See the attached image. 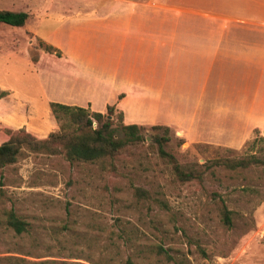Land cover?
I'll list each match as a JSON object with an SVG mask.
<instances>
[{
  "label": "rangeland",
  "instance_id": "374dc122",
  "mask_svg": "<svg viewBox=\"0 0 264 264\" xmlns=\"http://www.w3.org/2000/svg\"><path fill=\"white\" fill-rule=\"evenodd\" d=\"M0 10L29 14L23 27L0 23V145L20 129L38 139L59 131L51 102L103 113L118 104L128 122L156 123L168 115L155 95L166 78L228 91L213 102L218 111L203 109L191 134L219 137L221 145L188 142L171 128L163 148L178 163L206 170L222 158L264 160V26L215 23L196 30L193 43L167 47L148 34L160 23L264 22V0H0ZM209 42L233 52L227 68L221 54H207ZM141 87L152 93L144 106L131 95L119 102ZM119 111L117 138L124 136ZM184 113L180 121L197 122L190 109ZM143 127L144 140L113 159L71 162L25 149L0 168V264H264V164H216L203 182L184 183L155 139L164 129ZM250 128H258L252 139L227 147L240 145ZM11 209L28 223L26 232L7 225Z\"/></svg>",
  "mask_w": 264,
  "mask_h": 264
},
{
  "label": "trees",
  "instance_id": "16d2710c",
  "mask_svg": "<svg viewBox=\"0 0 264 264\" xmlns=\"http://www.w3.org/2000/svg\"><path fill=\"white\" fill-rule=\"evenodd\" d=\"M28 19L29 14L27 12L0 10V23L23 27L26 25ZM46 50L60 55V52L51 45L47 46ZM50 107L54 116L61 122V129L51 133L47 139H38L24 129L12 133L10 139L0 145V168L17 163L19 158L24 154L25 149L49 155L64 154L67 160L71 162L92 164L105 161L109 158L113 159L122 154L129 145L144 140L142 134L144 127L137 124H126L122 110L119 111L118 120H122L120 127L124 136L117 138L112 134V128L116 124V105H109L107 113L91 112L87 108L58 102H51ZM95 122L97 123L96 127H94ZM152 129L155 131L164 129L166 132L164 136L156 135L155 139L159 144L161 154L169 157L174 162L175 174L184 183L192 181L203 182L205 171L211 169L216 164L224 165L233 170L247 168L251 164H264V160L257 157H252L250 160L245 158H222L210 162V164L207 162L206 170L193 165L184 167L176 161V158L172 154L163 148L164 143H168L171 140L169 133L172 129L163 125H154ZM181 141L185 143L183 139ZM138 191L146 192L143 189H138ZM229 213L225 207L224 214L228 221H230ZM5 216L7 225L18 234L27 231L28 223L19 217L13 209L7 211ZM158 252L168 255L166 250L161 246H159ZM43 264H47V262ZM127 264H131V262Z\"/></svg>",
  "mask_w": 264,
  "mask_h": 264
},
{
  "label": "crops",
  "instance_id": "0c3cea01",
  "mask_svg": "<svg viewBox=\"0 0 264 264\" xmlns=\"http://www.w3.org/2000/svg\"><path fill=\"white\" fill-rule=\"evenodd\" d=\"M259 4V2H258ZM192 12L196 13L194 10ZM222 24L224 28H228L229 23L234 26L237 29H243L247 28L249 29L250 26L259 27V26H264V22L259 21L257 19H237L233 22H222V23H217V22H205V21H187V22H172V23H160L157 24L156 26V31L151 32L148 34L150 36H155L157 37V40L159 42H162V44L167 47L169 45H175L174 43L177 41H180L185 44H191L193 43L197 38L195 35L196 30H200L202 28L206 29V27H211L214 24ZM258 29V28H257ZM171 30V31H170ZM166 35H173L172 38H166ZM198 50H202L203 48H198ZM196 49V50H197ZM231 49V48H230ZM173 50V49H172ZM205 50L207 54L210 56L213 53L216 54H221L222 60L226 61V64H222V68L230 64L229 60L233 58V52L229 50V47L227 46H221V47H214L210 42L205 46ZM210 58V57H208ZM223 71V70H222ZM167 80V81H165ZM161 84L159 87V90L156 91L155 95L157 97V102L156 106L158 109H168V115L167 116H159L157 117L156 123H150V124H145V122H128L127 121V114L118 106V104H113L116 105L120 110L123 111L124 113V122L126 124H137L140 126H154V125H163V126H168L176 131L177 134L181 135L183 138H185L188 142H204L200 137L193 138L191 135L194 132L198 131V126H200V122H202V114H203V109L204 108H211L213 112H216V108L214 106H217L215 102L218 101H223L226 100L225 96L228 94V91H224V89H217L215 91V94L211 93L210 90H208L207 87L205 86H198L196 88H188L184 86L177 87L175 85V82H173V85H170L171 82L169 79L166 78H159L158 80ZM167 84V85H166ZM138 90L142 92L133 91V89L126 93L125 95H121V98H124L123 101L119 100V102H124L127 100L130 96L131 100H134L138 105L144 106L143 100L146 99L147 97L145 95L151 96V91L149 88L142 87L139 88ZM145 96V97H144ZM129 101V100H128ZM127 102V101H126ZM197 102L195 105L192 103ZM229 102V101H228ZM112 105V104H111ZM214 105V106H213ZM75 106V105H74ZM91 106V105H90ZM109 106V105H108ZM80 107V106H78ZM191 110V113L193 114V119L194 117L197 118V122H194V120L191 123H185L183 121L179 120V116L182 114H185V110ZM218 111V108H217ZM228 111H231L229 109ZM190 113H187V116H189ZM191 115V114H190ZM201 127V126H200ZM258 129L255 128L252 130L250 128L249 132L247 133L248 135L244 138H241V144L238 145L237 147L233 146H227V147H232V148H238L242 146L245 142L249 141L252 139L254 135V131ZM204 138V137H202ZM193 140V141H192ZM207 144L211 145H221L219 142V137L218 138H205ZM208 140H211L210 142H207ZM220 143V144H218ZM226 146V145H222Z\"/></svg>",
  "mask_w": 264,
  "mask_h": 264
}]
</instances>
